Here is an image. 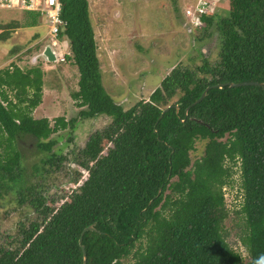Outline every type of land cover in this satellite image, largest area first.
<instances>
[{
    "label": "trees",
    "instance_id": "trees-1",
    "mask_svg": "<svg viewBox=\"0 0 264 264\" xmlns=\"http://www.w3.org/2000/svg\"><path fill=\"white\" fill-rule=\"evenodd\" d=\"M61 2L66 23L59 35L79 72L73 94L86 107L54 124L36 117L41 65L0 70V264H83L82 244L88 264H243L225 227L224 187L234 185L239 163L243 202L232 211L241 218L238 239L249 264H264V86L230 85L264 82V0H228L226 8L199 13L205 32L218 36L216 55L176 65L148 100L129 108L103 84L89 0ZM106 115L112 120L74 157L54 150V133ZM30 137L46 155L34 165L35 179L18 148ZM201 142L204 152L194 158ZM9 221L12 231L1 237ZM90 225L95 230L82 236Z\"/></svg>",
    "mask_w": 264,
    "mask_h": 264
},
{
    "label": "rangeland",
    "instance_id": "rangeland-1",
    "mask_svg": "<svg viewBox=\"0 0 264 264\" xmlns=\"http://www.w3.org/2000/svg\"><path fill=\"white\" fill-rule=\"evenodd\" d=\"M212 4L217 11L219 3L224 8L228 0H89V7L96 32L98 52L102 66V81L115 101L129 108L141 100H148L152 92L161 85L164 77L178 64L195 66L204 57H214L218 51V36L205 32L197 26L196 9L201 3ZM216 5V6H215ZM222 9V13L225 9ZM191 11V12H189ZM33 12V11H32ZM18 9H0V70L17 64L24 70L41 65L44 77L43 100L33 111L36 117L47 116L54 124L55 119L64 116L70 119L79 115L82 108L74 92L79 88V72L76 65L59 61H46L40 55L46 44H52L49 28L36 13ZM35 12V11H34ZM189 12V13H188ZM40 18L35 26H23L24 18ZM187 22L188 25H185ZM58 53L68 47L65 38L59 39ZM13 97L14 92L8 91ZM112 120L110 116L94 119H80L76 128L68 126L54 133L57 139L54 150L71 157L84 146L89 136L104 129ZM104 150L110 145L101 142ZM18 148L23 154V167L28 177L35 179L34 165L42 164L45 153L38 150L35 138H29ZM73 150L75 151L73 153ZM3 148H0V152ZM204 152L203 143H198L194 158ZM70 157V158H71ZM72 160L64 163V172ZM54 167V165H47ZM234 185L224 187V196L230 216L225 221L226 235L231 245L244 257L243 264H249L250 256L238 239L240 215L232 211L240 208L243 197L240 163L235 167ZM87 174V172L85 173ZM64 183H61L62 186ZM73 183L64 186L74 188ZM51 188V187H49ZM9 197V196H7ZM6 199V198H3ZM0 205V210L3 209ZM12 222L2 225L1 237L11 233Z\"/></svg>",
    "mask_w": 264,
    "mask_h": 264
},
{
    "label": "built area",
    "instance_id": "built-area-1",
    "mask_svg": "<svg viewBox=\"0 0 264 264\" xmlns=\"http://www.w3.org/2000/svg\"><path fill=\"white\" fill-rule=\"evenodd\" d=\"M216 4V1L213 3H207L203 4L201 3L199 7L196 9V16L199 18V13H209L214 12V7H212V4ZM217 5V4H216ZM215 5V6H216ZM0 9H18V10H30V11H36L39 12L42 16V19L46 21L48 28H49V34L52 39V44H50L55 52L57 61L59 62H65L67 61V56L72 55L71 50L69 47L62 48L61 52L58 53V50L56 49V46L58 44L62 45V42L59 41L60 39V30L66 23L65 20L62 18V2L61 0H0ZM191 12V11H189ZM188 12V13H189ZM192 13V12H191ZM197 26L200 25L201 21L200 19H196Z\"/></svg>",
    "mask_w": 264,
    "mask_h": 264
},
{
    "label": "water",
    "instance_id": "water-1",
    "mask_svg": "<svg viewBox=\"0 0 264 264\" xmlns=\"http://www.w3.org/2000/svg\"><path fill=\"white\" fill-rule=\"evenodd\" d=\"M41 55L48 61L53 62L57 60L56 57V52L54 50V48L50 45V44H46L43 51L41 52ZM224 85H226V83L223 84H218L217 86L219 87H223ZM231 86H242V85H260V86H264V82H259V81H244V82H232L230 83ZM210 87H208L202 94V96L195 102L198 103L201 100H203L208 91H209ZM87 230H95V227L93 225L88 226L87 228H85V230L82 233L83 234L87 231ZM82 236L80 238V243L82 244ZM82 249H83V255H84V263L83 264H88V256H87V251L85 248V245L82 244Z\"/></svg>",
    "mask_w": 264,
    "mask_h": 264
},
{
    "label": "clouds",
    "instance_id": "clouds-1",
    "mask_svg": "<svg viewBox=\"0 0 264 264\" xmlns=\"http://www.w3.org/2000/svg\"><path fill=\"white\" fill-rule=\"evenodd\" d=\"M211 13H212V12H211ZM199 19H200V17H199ZM200 21H201V20H200ZM185 25H188L187 22H185ZM200 25H202V21H201ZM198 26H199V25H198ZM43 49H44V48H43ZM43 49H42V51H43ZM42 51H41V52H42ZM40 56H42V55L40 54V55L35 56V57L37 58V59H36L37 61H38V58H39ZM46 61H48V60H46ZM56 61H57V60H56Z\"/></svg>",
    "mask_w": 264,
    "mask_h": 264
}]
</instances>
